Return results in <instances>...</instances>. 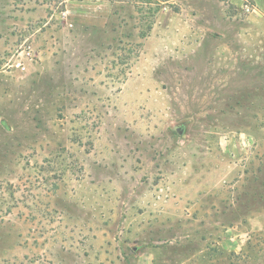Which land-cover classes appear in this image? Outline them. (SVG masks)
Here are the masks:
<instances>
[{
    "label": "rangeland",
    "instance_id": "374dc122",
    "mask_svg": "<svg viewBox=\"0 0 264 264\" xmlns=\"http://www.w3.org/2000/svg\"><path fill=\"white\" fill-rule=\"evenodd\" d=\"M0 264H264V0H0Z\"/></svg>",
    "mask_w": 264,
    "mask_h": 264
},
{
    "label": "crops",
    "instance_id": "0c3cea01",
    "mask_svg": "<svg viewBox=\"0 0 264 264\" xmlns=\"http://www.w3.org/2000/svg\"><path fill=\"white\" fill-rule=\"evenodd\" d=\"M102 12H103V11H102ZM102 12H98V15H100V16H99V19H100V20H98L99 23H103V22L105 21V19H106V15H105L104 13H103V16L101 15ZM81 21H85V20L82 19ZM221 247H223V246H221ZM221 247H220L219 249H214V250L212 249V250L209 251V252H211V253H212V252H213V253H216L217 251H218V252H220V251L223 252L224 250H222ZM225 251H227V249H226ZM213 258H214V256H213Z\"/></svg>",
    "mask_w": 264,
    "mask_h": 264
},
{
    "label": "built area",
    "instance_id": "2783aa9c",
    "mask_svg": "<svg viewBox=\"0 0 264 264\" xmlns=\"http://www.w3.org/2000/svg\"><path fill=\"white\" fill-rule=\"evenodd\" d=\"M250 10V8L248 7V11Z\"/></svg>",
    "mask_w": 264,
    "mask_h": 264
}]
</instances>
